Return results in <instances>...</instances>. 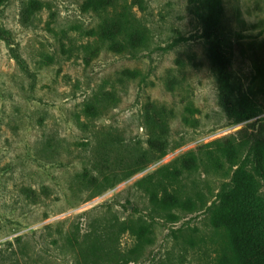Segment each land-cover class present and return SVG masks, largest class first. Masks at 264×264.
<instances>
[{"label":"rangeland","instance_id":"rangeland-1","mask_svg":"<svg viewBox=\"0 0 264 264\" xmlns=\"http://www.w3.org/2000/svg\"><path fill=\"white\" fill-rule=\"evenodd\" d=\"M30 1L0 0V29L9 32L0 35V264H264V181L252 162L254 137L264 138V0H225L235 90L252 97L257 113L248 121L223 102L205 0H39L41 9L28 16ZM85 1L109 8L110 17L130 5L142 25L134 39L140 43L143 35L148 45L133 54L102 49L90 64L82 51L64 53L62 43H84L100 20L83 11ZM103 83L115 84L121 100L88 120L84 100ZM154 106L168 123L165 154L135 173L113 167L111 154L109 185L82 188V174L94 169L99 131L122 138L127 160L148 147L142 114ZM241 165L242 196L256 213L259 241L253 248L234 236L230 251L222 241L230 233L214 224L213 210L222 190L237 193L231 184ZM165 167L205 206L174 208L178 219L164 218L142 181L156 180ZM139 220L153 225L154 240L131 258L135 237L110 225ZM97 236L118 254L93 255Z\"/></svg>","mask_w":264,"mask_h":264},{"label":"trees","instance_id":"trees-1","mask_svg":"<svg viewBox=\"0 0 264 264\" xmlns=\"http://www.w3.org/2000/svg\"><path fill=\"white\" fill-rule=\"evenodd\" d=\"M207 10L206 33L212 40L211 42V58L216 67L219 90L225 105L230 109L234 116L239 121H248L257 116L254 101L247 93H237L235 90V78L232 68V62L227 52V44L229 40L224 33V12L225 0H205ZM42 3L39 0H31L25 9L26 15L30 16L37 10L41 9ZM84 12L94 13L100 17L97 25L92 27L87 32V37L90 38L84 43L75 45L73 41L70 44L62 43L64 53L72 54L73 50L84 52V61L90 64L91 61L98 57L102 49H106L114 53H137L141 48L146 47V37L142 35V41L136 42L134 33L139 30L142 32V25L137 20L131 6L126 3L119 8L110 17L109 8L95 7L92 3L85 1ZM118 17L117 19L114 17ZM0 35L7 37L9 32L5 28L0 29ZM121 96L115 84L107 86L101 84L91 96L84 100L83 111L89 118L95 120L102 115L108 113L111 108L117 106ZM142 122L149 132V142L147 148L137 147L130 155L129 159H124L121 156V148L125 147L122 138L117 140L109 139L110 134L108 129L96 135V160L92 162L94 169L86 170L81 176L80 185L82 188L100 191L105 185H109L106 170L110 168V155L116 154L113 167L115 165L122 166L135 173L144 169L148 164L152 163L159 153L160 155L166 152L165 134L168 123L165 114L157 106L153 109L147 108L142 114ZM86 125V124H84ZM111 129V128H110ZM91 130V129H90ZM104 151V154H101ZM159 157L157 159H159ZM253 169L264 181V138L256 135L253 142ZM184 169H190L188 164L183 165ZM96 170V172H95ZM242 171L240 180L237 182V173ZM183 171L180 169V173ZM103 176L104 181H100ZM246 180L245 172L242 165L236 171L232 184L238 188L237 193L233 196H228L224 190L220 194V203L213 210V222L218 228H224L230 233V238L223 239V247L227 250H232L233 239L236 236L245 244H250L254 248L255 242L259 241V224L256 213L251 205L245 207L244 201L246 197L242 196V183ZM145 190L150 195V201L156 206L159 212H162L164 218L170 221H176L179 215L173 211L174 208L181 210L195 211L205 206V202H201V207L197 206V201L190 196L192 188H180L178 181L171 179V173L168 169L161 168V174L156 177L142 181ZM179 188H175V185ZM227 186V185H225ZM196 191V190H195ZM200 200L201 194L197 191ZM208 208H211L209 206ZM236 220V223L233 221ZM114 223V222H113ZM111 224L109 231L114 229L126 228L135 237V244L129 250L127 256L137 257L142 253L146 245L153 243L154 229L153 225L143 221H125L115 222ZM183 232V231H182ZM182 234V233H181ZM105 235L108 237L109 232ZM98 237H94L90 242L89 248L93 255L104 254V258L118 254L116 247L110 249L108 242H98ZM185 240L192 242V236L184 237ZM115 241L114 237L111 238ZM110 242V241H109ZM257 246H255L256 248ZM257 255V252H256ZM92 258V257H90ZM223 264V263H222Z\"/></svg>","mask_w":264,"mask_h":264}]
</instances>
